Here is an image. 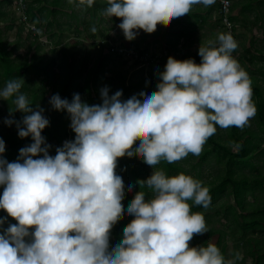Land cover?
<instances>
[{
  "label": "clouds",
  "instance_id": "9594fccd",
  "mask_svg": "<svg viewBox=\"0 0 264 264\" xmlns=\"http://www.w3.org/2000/svg\"><path fill=\"white\" fill-rule=\"evenodd\" d=\"M94 3L78 0L76 6ZM200 3L215 0H107L103 12L122 17L119 27L131 40L141 25L151 29L158 19L171 21ZM217 39L200 44L199 63L169 55L155 88L142 84L139 90L109 94L105 85L102 101L91 104L79 92L71 99L52 94L50 104L67 110L75 132L54 155L42 134L49 118L20 91L24 81L9 79L0 87V98L13 99L10 111L24 113L20 120L5 117V124L15 122L20 137H32L17 159L0 155V209L17 221L3 227L7 216H0V264H237L243 259L239 252L226 257L211 240L189 244L194 234L208 230L204 214L193 210V203L207 208L212 201L199 178L152 169L138 183L153 195L139 189L125 205V177L116 166L125 150L151 166L198 156L217 125L249 122L256 107L250 76L232 54L238 41L230 31L219 32ZM5 151L0 137V154ZM127 187H133L131 180ZM125 210L132 219L110 242L112 223Z\"/></svg>",
  "mask_w": 264,
  "mask_h": 264
},
{
  "label": "rangeland",
  "instance_id": "374dc122",
  "mask_svg": "<svg viewBox=\"0 0 264 264\" xmlns=\"http://www.w3.org/2000/svg\"><path fill=\"white\" fill-rule=\"evenodd\" d=\"M247 1L231 0L230 15L235 17L231 22L232 32L238 41V47L233 50L232 54L248 72L252 89L256 85L259 86L260 97L264 102V73L263 70H260L264 60L259 55V49L264 47V6L254 4L252 8H245ZM77 2L78 0L74 3ZM216 2L211 5L194 4L189 13L174 17L171 21L158 19L156 26L151 29L141 25L131 40L125 37L123 30L119 27L121 20L119 16L113 14L110 18L104 15L103 11H100L91 18L90 13L86 9L84 10V7L75 5L73 8L72 0H61V6H55L58 10L60 8L56 12L48 11V9L54 8L49 5V0L34 2L33 10L35 11L40 6H44L42 11L37 12L39 16L43 13V18L39 27L36 26L38 31L35 34L26 28H22L18 33L19 21L14 14L12 5L3 4L2 9L5 11V15L0 16V29L3 40L11 49L10 55L13 60L28 63L34 59L37 62L36 65L45 62L50 63L48 68L54 72L50 79L48 74L44 73L38 66V69L35 68L36 71L27 70L19 75L18 79L24 81L21 91L29 99L42 91L43 84H45L43 96L49 99L52 92L60 88V85L62 86V81L74 74L72 78L78 83V86L70 87V99L74 92H79L81 98L88 103H100L102 101L100 89L105 85L109 86V94L117 89H123L124 93L133 88L139 90L142 84L146 88H155L157 80L160 79L158 71L164 68L169 55L180 59L187 57L201 59L198 52L200 44H206L209 39H217L219 32L226 31L224 23L220 21ZM261 8L262 10L259 11ZM11 18L14 19L13 24L8 27ZM80 19L87 22L86 27L88 29L85 27L83 29V26L79 24ZM91 30L95 33V38L88 37V32ZM177 30H180L181 33H177ZM105 32L106 34L110 32L107 39L125 42L131 46L135 45L138 49L145 48L147 57L141 61L131 60L125 57L126 54L123 52L109 50L107 40L102 42L106 38L101 37ZM100 38L102 40H99ZM217 43H219L218 39ZM249 58H252L253 61ZM156 65H159V68ZM77 70H80L79 74H76ZM146 74L149 77L147 80L145 79ZM3 86H5V81L0 75V87ZM40 99L41 97L34 102L33 107L35 108L37 105L42 107L44 109L43 114L49 118L50 123L42 129V134L46 137L47 142L52 145L49 152L54 155L56 147L62 145L66 139H73L75 132L70 127L71 118L67 110L61 112V110L53 108L50 102L47 104V108H44ZM252 100L257 107L259 96L253 91ZM11 107L10 101L0 98V136L10 134L14 135L16 139L21 138L22 142L28 140L24 142L23 146H25L32 142L31 135L20 137L15 123L7 125L4 122L5 117L14 116V112L10 111ZM254 116H256V112L244 127H239V134L243 139H248V145L253 148V156L250 160L254 166L250 167L246 164L238 172L260 179L264 178V131L258 128ZM224 130L226 127L217 125V131L213 136L221 140L224 137ZM251 132H253V136H251ZM59 135H63L61 140L56 139V136L60 137ZM206 145L205 143L203 147L209 149ZM239 146L240 143L235 140L231 145L233 151H236ZM5 148L6 151L0 155L5 156L9 161L18 158L19 149L16 153L12 152L7 143H5ZM118 156L116 166L121 169L125 177V191L122 196L125 205L139 189L146 191L149 197L153 195L146 184L143 186L138 183L139 180L131 172L130 166H136L142 171L141 179L149 176L152 169L164 168L170 175L179 172L191 174L193 177L199 178L204 185L215 177L217 178L215 180H218L217 175L221 172V165L215 160L212 153H209L200 163H197L200 154L197 156L189 153L186 157L175 161L177 166L171 170H167L161 162L156 165H149L135 151L125 150ZM128 180L133 182L132 188L127 187ZM3 187L0 185V193H2ZM248 193L243 205L246 206L245 210H248V215H252L255 205L260 209L264 204V183L261 187L256 186L253 192ZM197 210L204 214L208 230L194 234L189 241L190 245L207 244L210 240L219 242L218 247L225 256L232 257L236 252L243 256L247 246L253 245L254 239H258V245L255 241L257 245L255 251L257 253L264 252V232L259 230L260 227L244 230L242 228V224L245 222L243 219L239 218L235 222L232 219L230 213L234 211L238 214L240 210L233 197L223 194L213 200L207 208L200 206ZM0 216H7V220L3 222V227H7L9 223L17 222L5 209H0ZM132 216L133 214L125 210L113 221L110 229V242L120 238L123 226L132 219ZM2 230L3 228H0V231ZM254 260L251 256H245V259L238 260L237 264H252Z\"/></svg>",
  "mask_w": 264,
  "mask_h": 264
},
{
  "label": "trees",
  "instance_id": "16d2710c",
  "mask_svg": "<svg viewBox=\"0 0 264 264\" xmlns=\"http://www.w3.org/2000/svg\"><path fill=\"white\" fill-rule=\"evenodd\" d=\"M37 0H30L28 2L27 5V13L29 14L30 18L29 21L32 22L35 26L40 25L41 20L43 18V13L40 14V16L37 14V12L42 11V9L44 8V6H40V8H37L35 10H33V3L36 2ZM40 1V0H39ZM44 1V0H42ZM76 0H72V7H75V2ZM217 1V0H216ZM215 1V2H216ZM49 5L53 6L54 8H50L48 9V11L51 12H56L58 10V8H55V6L60 5L61 6V0H49ZM218 5V2H216ZM3 4H9V6L12 5V0H0V16L5 15V11L2 9V5ZM254 4L257 5H263L264 6V0H248L245 4V8L248 7H253ZM107 5V1L106 0H95V3L92 6H87L84 7V10L86 9V11H88L90 13V17H94L96 16V14L100 11H103V9L106 7ZM60 10V8H59ZM58 10V11H59ZM262 10L259 9V11ZM15 14V13H14ZM16 16V15H15ZM39 16V17H38ZM204 16V15H203ZM220 21L222 22V16H220ZM17 18V17H16ZM229 20L232 22L233 18L235 19V17H233L232 15H229ZM12 20L10 21V23L7 25L8 27H11L13 24V18H11ZM119 19L122 20V17H120ZM203 20V19H202ZM77 22V20H76ZM25 23H19L18 25V33H20V31L22 30V28H25ZM79 24L83 26V29L85 27V29H88V27H86L87 22H85V20H81L79 21ZM37 27V28H38ZM30 31V30H28ZM38 30L32 31L34 32L33 34L37 33ZM227 32V31H225ZM1 29H0V75L4 78V81L6 83L7 80L9 79H13V78H17L19 77V75L22 72H25L27 70H35V68L42 69V71L46 74H48V77L51 79L52 75H53V71L48 68L50 63H42L41 65L37 64L36 65V60H30L28 63H26V61L24 62H18L15 61L11 58V49L8 48L6 41L3 40L2 36H1ZM109 34V32H108ZM106 32L104 35H102L101 37H107ZM38 36V35H37ZM37 36H35L37 38ZM88 37L91 38H95V33H93V31L91 30V32H88ZM102 38H100L99 40H102ZM135 50H138L140 54H147V50L145 48H140L138 49L135 45H133ZM260 52V57L263 58L264 60V47L259 49ZM250 60H252V58H249ZM73 60V58H72ZM139 61V60H137ZM253 61V60H252ZM43 65V66H42ZM37 68V69H38ZM260 70H263L264 73V64L260 66ZM80 70L76 71V74H79ZM75 74V75H76ZM74 75V74H73ZM73 75H70L69 78L64 81H62V86L60 85V88H58L57 90L53 91L52 94L54 93H59L62 97H67L70 99V87H77L78 83L74 81V79L72 78ZM23 86V84H22ZM45 88V84L42 85L41 89L42 91L36 96L33 95V97L30 99V101L32 102V106L34 104V102L39 99V97H41V103H43V107L47 108V104L49 103V99L45 98L43 96V89ZM22 89V88H21ZM20 89V91H21ZM253 92L255 94H257L259 96V100L257 102V107H256V116H254L255 122L258 125V128L264 131V102L261 99V93H260V88L259 86H254V89H252ZM51 94V95H52ZM12 107H15L13 99L9 98V100ZM66 111V109H65ZM62 112V110H61ZM24 113L20 110H16L14 111V117L16 120H20L22 119ZM69 115V114H68ZM70 116V115H69ZM15 123V122H14ZM71 124V122H70ZM16 125V124H15ZM23 126V125H22ZM68 132L66 131V134ZM223 135L224 137L221 140L216 139L213 135H211L208 140L206 141V146L209 147L205 148L203 147L202 152L200 153V158L198 160L197 163H200L201 160L207 157V155L209 153H212L215 160L218 161L221 165V172L217 175L218 180L216 177L213 180L208 181V183H206L205 185L209 187L211 195H212V201L215 200L216 198H219L220 196H222L223 194H226V196L228 197H233L234 202L236 204V206L240 209L238 211V214L231 212L230 215L232 217V219L238 220L243 219L245 222L244 224H242V228L245 230L247 228H256V227H260L259 230L261 232H264V204L261 206L260 209H258V207L255 205V210L252 211V215H248L246 209V206L244 207L243 203L246 200V197L248 196V192H253L256 189V186L261 187V185L264 183V178H256V177H249L245 174H242L240 172H238L239 169H241L244 165L248 164L250 167H253L254 165L251 162V158L253 156L252 153V147L250 145H248L249 140L248 139H243L241 137V134H239V126L236 125H232L229 127H226V130L223 131ZM253 132H251V136H253ZM60 137L58 138L56 136V139L61 140L63 135H59ZM2 137L5 140V143H7L8 148L12 151L15 152L17 151V149H20L21 147H23L24 142H27L28 140H24L22 142V139H16L14 135H10V134H3ZM31 137V136H30ZM235 141L240 143L239 148L236 151L232 150V143ZM17 141V142H16ZM22 142V143H21ZM161 163L164 164L165 168L167 170H171L172 168H175L177 165L174 162H168L167 160H161ZM118 167V166H117ZM131 167V172L136 176V178L138 180H140L142 178V171L136 167V166H130ZM144 186V184H142ZM211 201V202H212ZM202 205H196L193 204V210H197L198 207H200ZM257 210H259L257 212ZM220 232V231H219ZM26 239H28L26 237ZM248 240V239H247ZM220 241V238H219ZM255 241H257V245H258V239H254V243L253 245H249L247 246V250L245 251V256H251V258L255 259L254 263L252 264H264V252L261 251L260 253H257L255 251V249L257 248V245L255 243ZM217 245H219V242H215ZM253 247V250H252ZM222 251V250H221ZM223 252V251H222ZM243 254V258L245 259V256ZM255 256V257H253ZM261 259V260H260ZM248 264V263H247Z\"/></svg>",
  "mask_w": 264,
  "mask_h": 264
},
{
  "label": "built area",
  "instance_id": "2783aa9c",
  "mask_svg": "<svg viewBox=\"0 0 264 264\" xmlns=\"http://www.w3.org/2000/svg\"><path fill=\"white\" fill-rule=\"evenodd\" d=\"M29 1L30 0H12V7L19 23L26 22L25 28L30 31H35L36 26L28 19L30 18L29 14L27 13V5ZM217 2L218 12L220 16H222V22L226 27V31H230L233 34L232 24L228 18L230 15L231 0H217ZM108 35H110V32ZM106 40L109 45V50H112L113 52L117 51L119 53L123 52V54H126L125 57H127L128 59L141 61L142 59L147 57V54H140L139 51L135 50L134 47L130 44H127L125 42L112 41L110 38L107 39V37L102 42L104 43ZM194 60L197 63L201 61V59L196 57L194 58Z\"/></svg>",
  "mask_w": 264,
  "mask_h": 264
},
{
  "label": "crops",
  "instance_id": "0c3cea01",
  "mask_svg": "<svg viewBox=\"0 0 264 264\" xmlns=\"http://www.w3.org/2000/svg\"><path fill=\"white\" fill-rule=\"evenodd\" d=\"M177 33H181L180 30H177ZM197 58V57H196Z\"/></svg>",
  "mask_w": 264,
  "mask_h": 264
}]
</instances>
